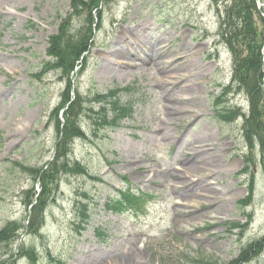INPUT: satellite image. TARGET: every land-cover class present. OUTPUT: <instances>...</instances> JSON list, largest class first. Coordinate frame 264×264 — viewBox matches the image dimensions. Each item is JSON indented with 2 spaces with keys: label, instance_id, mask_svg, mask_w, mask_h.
Instances as JSON below:
<instances>
[{
  "label": "rangeland",
  "instance_id": "1",
  "mask_svg": "<svg viewBox=\"0 0 264 264\" xmlns=\"http://www.w3.org/2000/svg\"><path fill=\"white\" fill-rule=\"evenodd\" d=\"M224 1L101 0L100 30L74 87L82 108L91 105L94 113L81 119L84 138L73 141L70 154L99 180L62 176L39 233L24 230L18 243L1 245L0 261L10 264L22 244L35 261L17 264H230L242 247L264 235L261 162L256 155L254 164L245 165L250 157L242 119L229 123L217 114L221 108L247 114L246 94L236 91L219 108L214 104L232 74L231 57L216 36V10ZM69 2L0 0V228L27 216L21 192L32 181L16 164L39 167L55 153L49 114L65 83L53 71L36 76L47 61L48 38L71 12ZM85 15L71 17L69 33L83 27ZM114 89L133 108L119 127H101L95 113L112 99L92 101ZM204 152L213 155L192 163ZM249 166L254 195L240 209L236 202L247 195ZM243 167L247 174H240ZM127 187L153 195L144 218L105 211ZM81 204L90 216L83 229L77 228ZM248 217L245 233L228 231V222ZM97 229L108 234L107 245ZM249 264H264V250Z\"/></svg>",
  "mask_w": 264,
  "mask_h": 264
},
{
  "label": "trees",
  "instance_id": "2",
  "mask_svg": "<svg viewBox=\"0 0 264 264\" xmlns=\"http://www.w3.org/2000/svg\"><path fill=\"white\" fill-rule=\"evenodd\" d=\"M217 4L219 0H210ZM101 0H70V13L61 19L58 31L50 36L47 42L46 56L49 58L43 64L42 70L38 76H44L50 71H57L61 74V79H65V90L62 94L59 106L50 114V121L57 136L55 154L52 161H47L40 167H28L21 164L16 166L33 182L38 185L40 192L36 196L34 186L31 185L22 192L23 203L26 207L27 216L23 222H6L0 228V246H9L18 241V232L27 229L29 233L36 234L43 226L44 212L50 204L53 192L57 189L62 176L72 173L89 176L87 170L77 162H72L69 158L71 146L74 139L84 137L81 132L80 119L93 112L92 109L82 108L84 102L80 101L78 94L73 89L72 74L77 67L80 72L86 65L85 53L89 52L94 43L95 32L101 26ZM264 3V0H260ZM86 12L82 20L83 27L75 34L69 33V23L72 16H77L80 12ZM218 23V38L232 56L233 76L232 84H236L237 91H244L249 101V113L244 117L242 127L243 139L248 146L251 164L255 163L254 152L258 147L259 160L264 173V90L262 88V79L264 76V62L261 54V47L264 44V9H258L256 0H225L223 8L216 10ZM261 26V29H259ZM69 30V31H68ZM232 84L222 89L221 96L217 98L216 104L226 101V98L232 91ZM110 98L100 99L108 101V104L100 106L96 112L102 120V126H115L120 118L126 116L129 112L127 106H124L116 100L115 93H111ZM99 102V99L95 98ZM111 108V109H110ZM219 108V106H218ZM63 110V121L59 115ZM112 113L109 120L107 112ZM94 113V112H93ZM240 115V110H231L221 108L218 110V116L222 120H233L234 116ZM247 162V165L249 164ZM91 179H95L89 176ZM253 188V179L250 182V194L246 201L241 202L242 206L247 205L251 200ZM121 200L116 203H107V210L124 211L125 208L137 209L138 199L129 191L121 192ZM87 198L86 195H83ZM28 208V210H27ZM80 226L88 223L87 204H81ZM25 223L27 225H25ZM99 236L101 233H98ZM264 248V237L241 250L238 258L232 264H244L256 257ZM18 257H27L28 254L22 247L18 250ZM7 261H0L5 264ZM10 264H15L11 261ZM184 264H191L185 262ZM194 264V263H192Z\"/></svg>",
  "mask_w": 264,
  "mask_h": 264
},
{
  "label": "bare ground",
  "instance_id": "3",
  "mask_svg": "<svg viewBox=\"0 0 264 264\" xmlns=\"http://www.w3.org/2000/svg\"><path fill=\"white\" fill-rule=\"evenodd\" d=\"M127 35H128V34H127ZM262 56H263V55H262ZM122 64H123V63H122ZM212 155H213L212 153H208V152L205 153V152H204V154H203L202 156H196V157L194 156V157L192 158V159H193V162H192V163L199 162V164H200V163H202V162H205V161L207 160V158H208V157H211ZM204 156L206 157L205 161H202L203 158L199 160V158L204 157ZM209 159H210V162H211V158H209ZM213 159H215V158H213ZM212 161L214 162V167H215V169H218V168H217V165L215 164L216 161H214V160H212ZM210 162H208V163H210ZM210 164H212V163H210ZM189 165L192 166V165H194V164H190V163H189ZM196 165H197V164H196ZM212 166H213V165H212ZM211 173H212V172H211ZM212 174H213V175H216L215 173H212ZM201 183H202V182H201ZM201 183H200V184H201ZM209 190H210V189H209ZM209 194H210V193H209Z\"/></svg>",
  "mask_w": 264,
  "mask_h": 264
},
{
  "label": "water",
  "instance_id": "4",
  "mask_svg": "<svg viewBox=\"0 0 264 264\" xmlns=\"http://www.w3.org/2000/svg\"><path fill=\"white\" fill-rule=\"evenodd\" d=\"M258 1V0H257ZM264 53V52H263Z\"/></svg>",
  "mask_w": 264,
  "mask_h": 264
}]
</instances>
